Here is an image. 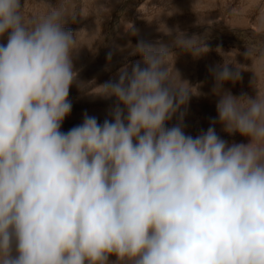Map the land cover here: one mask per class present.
Wrapping results in <instances>:
<instances>
[{
    "label": "clouds",
    "instance_id": "obj_1",
    "mask_svg": "<svg viewBox=\"0 0 264 264\" xmlns=\"http://www.w3.org/2000/svg\"><path fill=\"white\" fill-rule=\"evenodd\" d=\"M25 7L0 0V264H264V92L256 72L217 49V118L194 137L184 118L202 93L181 79L167 45L140 40L133 54L142 62L93 91L115 97L110 119L85 113L63 132L70 88L83 86L74 65L82 46L66 27L76 12L72 0L30 17ZM124 27L138 34L131 22ZM160 30L194 59L210 51L205 37ZM255 34L264 37V13ZM241 70L254 73V97L224 88L242 80ZM217 123L248 143L221 138Z\"/></svg>",
    "mask_w": 264,
    "mask_h": 264
},
{
    "label": "rangeland",
    "instance_id": "obj_2",
    "mask_svg": "<svg viewBox=\"0 0 264 264\" xmlns=\"http://www.w3.org/2000/svg\"><path fill=\"white\" fill-rule=\"evenodd\" d=\"M25 3V15L30 17L54 6L56 0H25ZM72 6L76 12L75 21L69 17L66 27L77 32L82 46L74 65L80 69L78 79L83 86L74 84L70 88L72 111L63 122V132L81 124L85 113L95 116L100 123L110 119L108 113L115 97L103 99L93 91L107 81L118 80L120 70L125 66L130 70L134 63L142 62L138 53L133 54V48L140 40L161 41L167 45L174 54L173 67L181 79L198 87L202 93L191 97L184 118L186 134L195 137L202 130L207 131L210 121L217 118L219 97L212 92L215 79L210 69L223 63L220 52L236 55L238 64L252 68L257 76L255 87L264 92V68L259 63L260 52H264V37L255 34L257 19L264 13V0H72ZM128 22L138 30L137 35L125 31L124 25ZM164 25L170 29L178 27L188 36L205 37L210 51L194 59L190 53L174 45L173 37L160 30ZM0 43H6V37L0 38ZM247 48L257 50L251 60L243 56ZM229 67L235 70L234 66ZM241 75V81L235 84L226 82L224 88L236 96L246 93L254 97L256 89L251 84L254 73L241 70ZM175 123L174 118L168 126ZM215 130L229 143H248L249 138L239 133L229 135L219 123Z\"/></svg>",
    "mask_w": 264,
    "mask_h": 264
}]
</instances>
